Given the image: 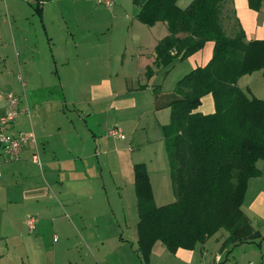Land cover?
Segmentation results:
<instances>
[{
  "label": "crops",
  "instance_id": "0c3cea01",
  "mask_svg": "<svg viewBox=\"0 0 264 264\" xmlns=\"http://www.w3.org/2000/svg\"><path fill=\"white\" fill-rule=\"evenodd\" d=\"M54 1L58 0H52ZM75 1L83 3L81 4L83 8L77 9L80 15L76 27L78 32L83 33L79 39H76L68 26L67 34L63 33L65 27L60 22L61 20L65 22V14L58 10L53 13L47 8L46 0H36V15L43 24L42 32L50 41L51 59L43 57L42 50H39L38 56L28 55V90L32 96L61 93L63 98L53 102L61 115L51 119V128L44 122L42 128L39 126L40 116L49 109L46 103L41 101L33 104L32 109L30 101L28 102V108L35 114L32 115L31 111L30 115L28 114L30 120L32 116L35 118L37 127L35 131L32 124L35 142L29 141L25 144L18 161H26L28 156V165L30 162L37 165L33 162V155L38 154L41 162L38 166L42 170L43 180L39 181L37 178L40 180L41 178L37 175V171L29 168L30 171L25 174H28L27 179H31L30 184L15 195L24 201L33 199L38 202L58 203L56 207L58 211H61L62 206L68 208L66 206L68 203H75L74 207L79 208L81 214L79 218L83 224L87 223L82 207H89L93 219L90 216L89 218L95 223L91 227L93 229L89 241H95L96 245L103 244L107 248L110 243L107 241L112 240V249L109 251L111 254L126 252L123 248L127 240L122 241L125 231L123 230L119 238L116 230L106 236L99 231V214L95 213L97 209H104L107 216L110 214L108 222L111 217L116 218L118 226L122 225L119 224L117 212L131 213L132 223L134 222L135 225L131 235L134 242L128 243L131 244V248L136 245L135 250L133 248L131 250L141 259L140 264H144L138 251L139 213L134 168L141 164L146 166L154 201L158 207L176 201L168 153L164 144V127L171 121V105L180 100L181 96L176 93L175 87L172 88L169 78L176 70L178 82L192 70L206 66L213 56L214 43L208 42L201 51L186 60L176 61L169 68L156 66L155 49L159 42L170 34L166 22H158L146 29L145 24L138 20L140 7L136 6L137 9L132 10L123 0H116L113 8L106 7L109 11L100 9L96 5V0ZM262 8L264 9V2ZM233 9L246 33L247 41L264 40V23L260 24L259 13L249 8L248 0H233ZM52 15L56 16L55 21L59 23L58 27L56 26V33L62 31V39L67 40L66 45L56 42L50 32L47 20ZM120 22L125 25L128 32L126 31L127 35L120 41H115L116 26ZM102 24H106L104 30ZM52 30L54 32L55 29ZM107 33L110 36L106 43L95 41L98 35ZM71 36H73L72 42H70ZM149 69L151 76H148ZM238 86L249 97L264 101L263 71L243 76L238 81ZM20 106L24 108L23 100ZM70 106L75 108L77 121L68 114ZM215 110L213 96H205L199 112L212 114ZM6 112L7 102L3 98L0 101V118ZM25 115L27 114H21L8 127L10 135L23 133L21 121ZM113 128H119L125 138L108 136V131ZM48 129L54 134L47 133ZM56 130L59 135H56ZM146 130H150L149 135L155 137V133L158 134L155 138L162 139L158 143L160 147L155 151L151 148L146 149L153 146L150 142H147L145 147L141 143L140 132L144 133ZM96 132L102 133L99 139ZM120 140L124 143H120ZM146 141H148L147 136ZM141 144V151L146 149L145 153L136 150ZM130 145H134L135 148L132 149ZM24 165L17 166L24 168ZM257 168L261 175L249 180L242 210L254 230L264 237V160L257 162ZM3 177L0 172V178ZM66 188L70 189V192ZM11 194L13 196V192ZM93 213L95 215H92ZM30 217L32 216L28 219ZM38 223L39 219L33 229L27 223L31 233L36 230ZM124 227L129 228L126 218ZM223 231L218 232L204 245L196 246L195 250L199 249L201 256L197 259L208 262L210 254L213 253L208 247L211 239L214 238L217 245L214 244L213 247L217 250L212 260L214 264L223 263V253L227 251H221V247L229 236ZM115 238L119 240L115 242ZM158 246H161L162 254H172L161 242H157L152 249L149 264L158 263L155 256ZM195 250L179 249L172 255L175 256L176 262L194 264ZM246 252L253 255L257 249L255 245L249 246ZM248 263L255 264L251 260L242 262V264ZM78 264H84V260L81 259Z\"/></svg>",
  "mask_w": 264,
  "mask_h": 264
},
{
  "label": "trees",
  "instance_id": "16d2710c",
  "mask_svg": "<svg viewBox=\"0 0 264 264\" xmlns=\"http://www.w3.org/2000/svg\"><path fill=\"white\" fill-rule=\"evenodd\" d=\"M133 1L140 7L141 23L168 25L170 34L155 49L156 66L169 68L214 43L209 63L177 82L181 99L171 105V121L164 127L176 201L158 207L146 166L134 168L138 251L144 264L150 263L157 242L175 254L195 250L221 230L229 235L221 251L260 239L242 205L249 180L261 175L257 162L264 160V101L249 97L238 81L264 72V40L247 41L233 0H193L185 9L179 0ZM263 2L248 0L254 11ZM207 95L215 101L212 114L199 112Z\"/></svg>",
  "mask_w": 264,
  "mask_h": 264
},
{
  "label": "rangeland",
  "instance_id": "374dc122",
  "mask_svg": "<svg viewBox=\"0 0 264 264\" xmlns=\"http://www.w3.org/2000/svg\"><path fill=\"white\" fill-rule=\"evenodd\" d=\"M124 1L132 10L137 9L133 0H123V2ZM46 2L48 3L47 8L52 10L53 13L58 10L65 14V22L63 20L60 22L61 25L65 27L63 28V33L65 32V34H67L68 26L71 33H74L76 36V39L83 36V33L78 32L76 27L80 15L77 9H82L83 7L81 4L83 3L75 0H58L54 2H52V0H46ZM192 2L193 0H179L177 4L181 8H187ZM96 5L102 10L109 11L104 5L98 4L97 2ZM36 7V0H0V101L3 100L7 94L11 93L18 97V99L23 100L25 105L24 108L28 107L29 101L32 109L33 104L44 101L49 109L40 116L39 126L42 128V123L44 122L47 127L51 128V121L56 119L58 115H61L57 110L58 107L55 108L54 106L56 104L53 103L63 98L61 93L46 96H32L28 90V55L38 56L39 50H42L43 57L51 59L50 41L48 40V36L42 32L43 24L36 15ZM256 12L259 13L260 24H263L264 9L261 8L260 11ZM55 17L56 16L53 15L48 17L47 23L48 26H50V32L56 39V42H59L61 45H66L67 40L62 39V31L56 33V26L58 27L59 23L55 21ZM145 26L147 29L148 26ZM52 28L55 29L54 32ZM102 28L104 30L106 24H102ZM125 28L122 22L116 26L114 35L115 41H120L127 35L128 29ZM109 36V33L106 35H98L95 41L106 43ZM72 41L73 36H71L70 42ZM20 77L26 84V88H23L19 80ZM178 78L177 71H173V74L169 78V83L172 84V88H176ZM46 100L50 101L48 102ZM32 109H30V111L32 115H35ZM68 114H71L73 120L77 121V115L73 106L69 107ZM23 117L21 121V132L31 133L32 124L35 131L37 128L35 118L32 116L30 120L28 115ZM57 131L58 130H56L55 133L59 135ZM149 131L150 130H146L144 133L140 132L141 143L144 144L145 147V144L150 142L153 146L147 147L146 149L148 150L151 148V150L155 151L160 147L158 143H160L162 139L155 138L158 137V134L156 135L155 133V137L149 135ZM7 133L9 134L10 131ZM47 133L54 134L51 129H48ZM96 135L99 139L102 133L96 132ZM125 135L129 138L127 133H125ZM146 136L148 141H146ZM120 143L124 142L120 140ZM142 144L137 146L136 150L145 153L146 149L141 151ZM130 146L132 149L135 148L134 145ZM26 158L27 160L22 162L18 160L17 162L11 161L0 147V172L4 176L0 178V264H78L81 259L84 260V264H140L141 259L138 258L133 251L136 245L132 247L133 250H131V244L128 243L134 242L131 238L133 236L131 235L133 229L135 230V225L133 224L134 222L132 223L131 213L123 211L117 212L119 224L122 226H118L116 218L114 219L113 217H111L108 222L110 214L107 216L104 209H97V213H95L99 214V231L101 233L108 236L109 233L116 230L115 232H117L118 235L117 238H119L123 230L125 231L122 241L126 242L127 240L123 248V251L126 252L111 254L109 251L112 249V240L107 241L110 242L107 248L104 247L103 244L96 245L95 241H89V236L93 229L91 227H93L94 223L90 220L92 216H90L91 211H89V207H82V211L85 215V222L87 223L83 224L79 218V215H81L79 213V208L74 207L75 203H68L66 205L68 208L62 206L61 211H58L56 209L58 203L38 202L33 199L24 201L22 198L19 199V197H16V192L19 193L21 189L31 182L30 178L27 179L28 174H25V172L30 171L29 168L37 171V175L41 178L40 180L36 177L39 181L43 180L42 170L38 164L34 165L30 162L28 165V156H26ZM18 164H25L24 168L17 166ZM36 178L35 180L41 184ZM66 189L70 192V189ZM12 192L13 196L11 194ZM85 203L86 202H84L83 205H85ZM63 207L66 210L63 209ZM95 214L93 213L92 215ZM29 216H34L39 219L37 228L32 233L26 223ZM125 218L129 223V228L124 227ZM223 233H226V231H223ZM117 238H115V242L119 240ZM216 242V239H211L208 248L209 250H213V253L210 254L208 262H202L197 259L201 258V256L199 249L195 250L196 256L194 264H214L213 257L215 256V250H217V248L213 247V245H217ZM253 245H255L257 252L250 255L249 252L246 251L249 246ZM160 247L161 246H158L155 253L158 262L156 264H184L176 262V258L172 254H162V252H160ZM132 252H134V254ZM95 254H97L96 258ZM223 255L224 261L222 264H242V262L249 260L253 261L255 264H262L264 258V237L253 242L233 246L229 251L223 253ZM98 261L100 263H97Z\"/></svg>",
  "mask_w": 264,
  "mask_h": 264
},
{
  "label": "built area",
  "instance_id": "2783aa9c",
  "mask_svg": "<svg viewBox=\"0 0 264 264\" xmlns=\"http://www.w3.org/2000/svg\"><path fill=\"white\" fill-rule=\"evenodd\" d=\"M99 4L104 5L107 8H113L116 4V0H96ZM20 82L23 88H26V84L20 77ZM7 101V112L0 118V147L3 149L5 155L11 161H16L20 158L23 148L29 141L35 142L34 133H20L18 135H10L7 133L8 127L21 115L26 113L30 115V109L28 107L22 109L20 104L21 100L18 99L13 93L5 96ZM108 136L125 138L123 132L119 128H113L108 131ZM33 162L41 164L38 154L33 155ZM38 219L34 216L30 217L27 221L29 227L33 229ZM253 264V263H248Z\"/></svg>",
  "mask_w": 264,
  "mask_h": 264
}]
</instances>
